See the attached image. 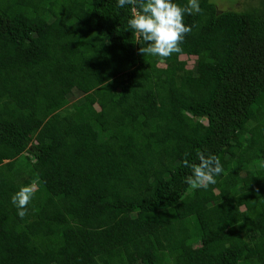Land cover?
<instances>
[{
    "label": "trees",
    "instance_id": "1",
    "mask_svg": "<svg viewBox=\"0 0 264 264\" xmlns=\"http://www.w3.org/2000/svg\"><path fill=\"white\" fill-rule=\"evenodd\" d=\"M116 3L0 0V264H264V4L199 0L162 59Z\"/></svg>",
    "mask_w": 264,
    "mask_h": 264
},
{
    "label": "clouds",
    "instance_id": "2",
    "mask_svg": "<svg viewBox=\"0 0 264 264\" xmlns=\"http://www.w3.org/2000/svg\"><path fill=\"white\" fill-rule=\"evenodd\" d=\"M132 6V16L128 19V26L142 38L146 46L139 48V54L168 58L173 54H182L181 47L185 36L191 33L193 26L183 22L184 15L202 12L199 0H187V4L180 6L173 0H117L116 6L123 8ZM198 163L184 160V166L190 174L184 182L192 188L207 189L216 183L215 177L222 173L220 159L214 154H205L197 150ZM34 195V186H22L11 196V202L17 208V214L23 218L27 214V205Z\"/></svg>",
    "mask_w": 264,
    "mask_h": 264
},
{
    "label": "rangeland",
    "instance_id": "3",
    "mask_svg": "<svg viewBox=\"0 0 264 264\" xmlns=\"http://www.w3.org/2000/svg\"><path fill=\"white\" fill-rule=\"evenodd\" d=\"M218 5L220 9H247L249 7L262 6L264 0H211ZM74 101L80 100L82 95L78 92L74 94Z\"/></svg>",
    "mask_w": 264,
    "mask_h": 264
}]
</instances>
